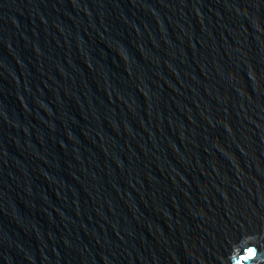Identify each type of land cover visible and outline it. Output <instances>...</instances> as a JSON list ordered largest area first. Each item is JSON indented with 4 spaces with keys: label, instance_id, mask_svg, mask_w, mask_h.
I'll return each instance as SVG.
<instances>
[{
    "label": "water",
    "instance_id": "1",
    "mask_svg": "<svg viewBox=\"0 0 264 264\" xmlns=\"http://www.w3.org/2000/svg\"><path fill=\"white\" fill-rule=\"evenodd\" d=\"M0 264H264V0H0Z\"/></svg>",
    "mask_w": 264,
    "mask_h": 264
}]
</instances>
